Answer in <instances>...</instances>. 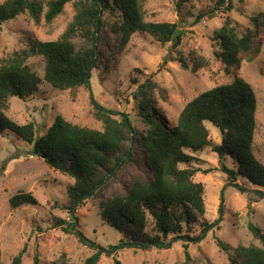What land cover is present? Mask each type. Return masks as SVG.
I'll list each match as a JSON object with an SVG mask.
<instances>
[{
  "label": "rangeland",
  "instance_id": "1",
  "mask_svg": "<svg viewBox=\"0 0 264 264\" xmlns=\"http://www.w3.org/2000/svg\"><path fill=\"white\" fill-rule=\"evenodd\" d=\"M48 1L37 0L44 6L39 21L27 10L1 25L0 62L28 50L35 41L55 40L65 31L76 14L75 0L67 3L63 12L50 23L45 19ZM218 3L219 0H146L143 3L146 20L176 23L184 30L176 49L171 43L163 44L141 32L133 34L122 47L121 39L112 28L118 16L105 11L102 18L104 43L99 50L100 65L92 72V93L106 108L128 113L134 125L143 130L145 123L133 92L147 78L151 77L154 82L151 95L157 118L173 126L193 97L240 76L253 84L257 95L258 128L253 151L264 162V25L261 24L264 0H234V8L227 12H223L224 5ZM227 17L232 18L239 33H251L254 41L251 52L240 54L239 64L229 67L217 57L221 48L215 36L216 29ZM180 54L186 58L188 69L181 65ZM198 55L205 58L208 65L194 71ZM248 57L252 60L248 61ZM27 64L41 82L39 89L25 100L9 98L6 113L12 119L20 124L35 122L37 138L47 133L59 114L74 124L103 129L102 122L95 117L86 88L60 90L53 87L44 78L45 59L41 55L28 57ZM207 127L212 141L220 143L219 129L211 122H207ZM194 156L192 166L200 170L194 178L204 184L206 212L202 222L194 224L190 231L192 236L201 234L189 242L190 264H231L230 255L238 245L258 243L248 225L252 221L264 229V187L246 182L242 177L236 183L239 186H235L228 175L220 171V158L210 148ZM225 162L233 165L231 159ZM114 172L116 175L103 195L86 199L71 212L65 206L70 202L67 190L74 178L50 167L37 152L35 142L28 143L12 131L0 132L1 264H11L26 244L28 253L21 264H34L35 254L39 255L40 264H53L62 254L74 264H83L95 250L81 243L74 234L52 227L59 217L67 221L75 217V223L90 242L111 251L110 255L103 254L98 264H114L115 259L122 264H183L186 258L181 240H173L166 249H136L125 240L123 233L102 220L101 199L115 192H125L130 181L139 174L150 176L145 165L143 168L119 165ZM19 192L31 193L37 203L11 207L10 198ZM149 221L147 230L152 232L154 224ZM202 223L212 225L201 233ZM217 238L229 246V254L217 244Z\"/></svg>",
  "mask_w": 264,
  "mask_h": 264
},
{
  "label": "trees",
  "instance_id": "2",
  "mask_svg": "<svg viewBox=\"0 0 264 264\" xmlns=\"http://www.w3.org/2000/svg\"><path fill=\"white\" fill-rule=\"evenodd\" d=\"M71 1L49 0L46 21L52 22ZM145 1L75 0L76 14L57 39L35 41L28 50L1 61L0 132L12 131L28 143L35 142L37 152L50 167L74 178L67 190L70 202L65 206L71 212L86 199L103 195L119 165L133 164L140 168L145 165L150 176L139 174L130 181L125 192H115L101 199L99 214L136 249H166L171 247L173 240H181L186 258L183 264H190L189 242L201 235L192 236L190 231L194 224L202 222L206 212L204 184L194 178L200 171L192 166L196 159L194 154L210 148L220 158V171L227 174L235 186H239L236 183L242 177L246 182L264 187V162L253 151L258 128V100L253 84L236 76L231 82L215 85L193 97L179 113L176 124L168 126L157 118L153 109L151 89L154 82L149 77L133 92L145 129L136 127L128 113L103 106L92 93L91 78L93 70L100 65L105 11L118 16L112 28L121 39L122 47L137 32L148 33L163 44L171 43L173 49L181 43L184 30L178 24L146 20ZM220 3L224 5L223 12L234 8V0H219ZM27 10L39 21L44 6L37 0L0 3V27ZM261 24L264 25V21ZM215 36L221 48L217 57L228 67L239 64V55H248L253 49L252 34L239 33L230 17L216 29ZM32 55L44 57V78L53 87L88 90L95 117L103 124L102 130L74 124L59 114L47 133L37 138L35 122L20 124L6 113L10 97L25 100L39 89L41 79L27 64ZM179 60L188 69L183 55H179ZM251 60L248 57V61ZM207 65L205 58L195 56L194 71ZM207 122L219 129L220 143L210 138ZM225 159H231L233 165L229 166ZM36 203L37 199L28 192H19L10 198L13 208ZM150 219L154 224L152 232L147 230ZM74 220L75 217L72 221L55 218L52 227L74 234L81 243L95 250L83 264H98L103 254L110 255V250L90 242ZM202 225L201 233L212 224ZM248 227L258 243L238 245L230 255L231 264H264V229L252 221ZM217 244L229 254V246L220 238ZM27 253L26 244L11 264H21ZM33 260L34 264H40L38 254ZM53 264L74 263L62 254ZM114 264L122 263L115 259Z\"/></svg>",
  "mask_w": 264,
  "mask_h": 264
}]
</instances>
